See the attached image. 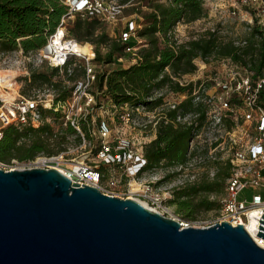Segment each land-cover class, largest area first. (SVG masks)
Here are the masks:
<instances>
[{"label": "built area", "instance_id": "2783aa9c", "mask_svg": "<svg viewBox=\"0 0 264 264\" xmlns=\"http://www.w3.org/2000/svg\"><path fill=\"white\" fill-rule=\"evenodd\" d=\"M58 1L66 11L42 46L28 52L19 45L0 51V72L11 70L9 63H20L23 58L37 66L45 64L54 71L49 80L28 93H20L16 88L17 73L9 78L10 85L4 88L12 91V95L9 99L0 95V138L5 126L11 123L20 128L26 124L36 127L46 119L50 124L51 116L44 115L46 110L58 112L60 125L72 132L54 130L50 124V130L43 131L41 136L49 141L63 132L65 138L59 142L60 147L40 150L24 159L13 156L7 162L0 161V167H54L81 184L95 185L106 194L137 199L161 212L165 196L195 183L199 180L198 172H208L213 177L218 170L216 163L228 162L229 174L224 181L220 205L207 225L223 220L232 225L241 223L264 247V238L256 234L258 219L264 213V65L257 73L249 66L250 61L236 60L237 69L232 68L228 73V80L234 83L229 87L214 75L210 79L222 86L214 91L208 90V79L198 83L185 80L181 71L165 65L157 77L166 75L169 81L186 86L185 90L173 89L167 81L154 87L145 96V102L119 103L105 90V77L112 68L110 62L96 60L93 44L70 35L67 24L75 16L114 22L126 3L120 0ZM231 4L234 8L228 10V16L239 17L249 31L256 29L258 32L252 33L257 40L264 38V0H232ZM238 5L250 9H237ZM137 26L135 20L130 19L119 38L127 41L135 35ZM175 27L168 32L173 46L209 32L227 34L226 28L206 26L201 34L181 40L177 38ZM232 41L237 46L247 42L245 38H232ZM136 49L137 46H125L132 54ZM11 55L15 56L12 60ZM116 59L123 60L122 57ZM135 60L131 57L128 63ZM223 60L229 61L230 57ZM101 75L103 81L99 85ZM119 107L124 109L120 114ZM160 122L188 127L190 136L182 159L163 157L147 166L145 146L156 136ZM119 123L139 132L124 136L123 132L119 133ZM24 139L20 136L18 142ZM105 172L110 173L103 181ZM167 175L171 177L157 185L159 178ZM245 188L253 190L250 197H238Z\"/></svg>", "mask_w": 264, "mask_h": 264}, {"label": "water", "instance_id": "95a60500", "mask_svg": "<svg viewBox=\"0 0 264 264\" xmlns=\"http://www.w3.org/2000/svg\"><path fill=\"white\" fill-rule=\"evenodd\" d=\"M0 264H264V247L241 223L183 225L54 167H0Z\"/></svg>", "mask_w": 264, "mask_h": 264}, {"label": "trees", "instance_id": "16d2710c", "mask_svg": "<svg viewBox=\"0 0 264 264\" xmlns=\"http://www.w3.org/2000/svg\"><path fill=\"white\" fill-rule=\"evenodd\" d=\"M121 1L136 2L132 7L141 17L135 29L136 36H130L127 41H122L119 36L111 38L101 28V21L98 18L82 19L76 16L69 28V33L75 38L94 44L96 60L115 61V66L105 77V90L119 103L145 102V96L154 87L161 86L167 81L173 89L185 90L186 86L169 81L168 76L161 78L157 76L165 65H170L181 72L191 70L194 67L192 60L197 56H230L243 63L248 60L252 69L257 73L261 72L264 65L263 37L258 41L250 38L246 45L235 46L231 42H222L215 33L209 32L177 46L171 44L173 40L168 38V32L172 31L178 21H193L206 14L203 0ZM142 1L145 9L139 7ZM65 11V6L58 0H0V51L12 50L19 45L24 52H28L42 46ZM255 32L258 31L254 29ZM126 45L137 46L135 54L126 51ZM100 46L106 47L104 53L100 51ZM122 56L134 57L136 60L122 66L115 60ZM53 72L31 69L28 77L30 82L37 80L45 82L50 79ZM102 81L103 75L98 79L99 85ZM50 128L46 121L36 127L30 124L21 128L13 123L6 125L0 138V160L8 161L13 156L18 159L29 158L40 150H47L41 134ZM20 136H24L25 139L19 143ZM189 136L188 127H173L171 124L160 122L156 136L145 146L147 166L163 157L182 159ZM216 164L218 170L213 177L199 178L195 183L175 190L170 202L177 204L176 211L185 218H193L195 210L198 209L219 207L220 202L210 199L208 194L221 192L225 178L229 174V163Z\"/></svg>", "mask_w": 264, "mask_h": 264}, {"label": "rangeland", "instance_id": "374dc122", "mask_svg": "<svg viewBox=\"0 0 264 264\" xmlns=\"http://www.w3.org/2000/svg\"><path fill=\"white\" fill-rule=\"evenodd\" d=\"M121 1V0H120ZM123 2V1H121ZM144 1L141 2V5L139 6L142 9H145V5L143 3ZM232 0H203V5L206 9V14L204 16H201L200 18H197L193 21H184L180 20L182 22L176 23V35L177 38L181 40H187L189 38H192L193 36H197L198 34H201L202 29L205 28L206 26H214V27H221V28H226L227 29V34L226 36H221L220 34L215 33L222 42H231V44L237 46L236 44L233 43L232 38L234 39H240V38H245L247 42L245 45L248 43L249 39H253L255 41H258L252 34L254 31H249L246 27V23L242 20L239 19L237 16H228V10H231L234 8V6L231 4ZM126 3L124 6L121 15L114 21V22H102L100 23L101 28H103L107 34L111 38H116L119 36L120 32L124 30L125 24L131 19L135 20L137 24H139L140 20V15L138 12L134 11L135 9L132 7L133 3L135 4L136 2H123ZM237 9L245 10V9H250L249 6H242L238 5ZM76 17V16H75ZM74 17V18H75ZM73 18V19H74ZM139 19V20H138ZM73 21H69L67 24V30L69 33V28L73 25ZM249 31V32H248ZM70 34V33H69ZM71 35V34H70ZM73 36V35H72ZM77 39V38H76ZM79 40V39H78ZM86 41V40H85ZM81 41V42H85ZM90 42V41H89ZM93 44V43H92ZM94 46V44H93ZM238 46H243V45H238ZM95 48V46H94ZM100 51L102 53L105 52L106 47L100 46L99 47ZM137 50V49H136ZM223 57H230V56H197L195 57L192 62L194 64V67L191 70L187 71H182L183 73V78L185 80H197V83L202 81H206L209 83L208 85V90L209 91H214L217 89H222L221 85L214 84V80L210 79L212 76H216L217 80H221V83L227 84V86L231 87L234 82L232 80H228V73L232 71V68L237 69L234 67V64L236 63V60L230 57L229 61H224ZM15 56L11 55L10 60L14 59ZM123 60H116V62H120L122 66L129 64L130 58L123 57ZM17 60V58H16ZM115 62L113 63L110 62L109 66L113 67L115 66ZM10 69L11 70H3L0 73H3L6 75L8 78H11L14 74L17 73V84L16 88L19 90L20 93H28L30 89H33L40 85L42 82L41 81H36V82H30L29 80V73L31 69L33 70H47L50 71L51 69L46 66L45 64L42 65H36L32 61H29L27 59H24L20 62H10L9 63ZM16 69L18 70L16 72ZM1 75V74H0ZM2 76V75H1ZM3 82L0 84V95L3 97L5 96L4 90H3V85L8 82L9 79H6V77L2 76ZM7 80V81H6ZM8 90V89H7ZM10 94L12 91H8ZM12 95V94H11ZM124 109L119 107L118 109V114H120ZM44 115L50 117V124L52 126V129L54 130H62L63 132H72L71 129H64L60 123L61 119L59 118V113H52L49 110H46L44 112ZM47 122L48 120H44V122ZM119 121V119H118ZM119 133L123 132L124 136H129L130 132L135 133L139 132L138 130L131 129L130 127L126 125H120L118 127ZM157 131V130H156ZM60 132L57 137L53 138V140L47 141L45 138L47 150L45 151H52L55 150L56 148L60 147V143L64 140V133ZM146 133V132H144ZM78 153V152H76ZM1 161V160H0ZM7 162V161H3ZM211 165H214L211 164ZM110 172H105V178L103 181L106 180V177ZM199 178H204V177H210L208 175V172H198ZM141 177H144V174H141ZM171 175H167V177L163 176L162 178H159L160 180L157 182V185H162L164 182L169 179ZM224 191V184L222 187L221 192H211L208 194V197L210 199H215V200H220V197ZM252 189L250 188H245L243 189L239 194L238 197L243 198L244 196H247L248 198L250 197V194L252 193ZM175 194V191L172 193L171 196H165L164 201H163V208L161 209V213L171 216L174 218L179 219L180 221L188 222L189 225H195V226H202V225H207L209 221H211L217 211H218V206H215L210 209H198L195 210L194 217L193 218H185L182 216V214L178 211H176V206L177 204L175 202H170V199L173 197ZM201 196V195H200ZM145 204V203H144Z\"/></svg>", "mask_w": 264, "mask_h": 264}, {"label": "bare ground", "instance_id": "6f19581e", "mask_svg": "<svg viewBox=\"0 0 264 264\" xmlns=\"http://www.w3.org/2000/svg\"><path fill=\"white\" fill-rule=\"evenodd\" d=\"M80 48H83V46H80ZM18 70L16 69V72H17ZM2 76H4V77H6V79H9L6 75H4L3 73H0ZM0 75V77H2ZM7 81V80H6ZM3 82V81H2ZM2 82H0V84L2 83ZM4 85H10V83L9 82H6ZM4 85H3V90H4V94H5V96H3V98H5V99H9L10 98V96H11V94L8 92V90H6L5 88H4ZM142 202V201H141ZM143 204H144V202H142ZM146 205V204H145Z\"/></svg>", "mask_w": 264, "mask_h": 264}]
</instances>
